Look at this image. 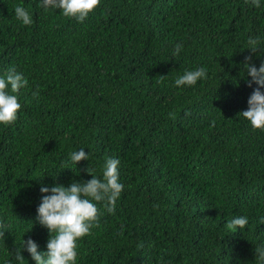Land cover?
Listing matches in <instances>:
<instances>
[{
    "label": "trees",
    "instance_id": "obj_1",
    "mask_svg": "<svg viewBox=\"0 0 264 264\" xmlns=\"http://www.w3.org/2000/svg\"><path fill=\"white\" fill-rule=\"evenodd\" d=\"M260 3L101 0L80 22L41 0H0V77L28 80L17 120L0 124V264H19L23 239L47 252L42 186L91 180L89 168L102 178L109 158L124 189L114 212L97 205L77 264H261L264 130L238 115L259 87L245 58L264 64ZM20 4L30 25L15 17ZM201 67L206 78L175 85ZM80 149L88 160L75 164ZM236 216L243 230L226 227Z\"/></svg>",
    "mask_w": 264,
    "mask_h": 264
},
{
    "label": "clouds",
    "instance_id": "obj_2",
    "mask_svg": "<svg viewBox=\"0 0 264 264\" xmlns=\"http://www.w3.org/2000/svg\"><path fill=\"white\" fill-rule=\"evenodd\" d=\"M101 3V0H41V7L62 10L65 17L75 18L83 22L88 15ZM252 6L261 7L260 0H250ZM15 17L23 25H30L31 14L22 5L14 8ZM259 40L249 38L248 49L257 52ZM183 45L175 46L174 55H179ZM244 68L250 77L249 87L253 83L259 87L255 88L248 99V109L238 115L248 120L254 129L264 130V64L259 68L252 63V57L245 58ZM207 77L206 68L185 71L175 80V85L194 86L199 80ZM28 80L15 69H10L6 77H0V124L9 126L18 118L21 104L14 93L27 86ZM10 86V91H9ZM38 95V92L35 93ZM175 118L174 116L172 117ZM89 153L84 149L70 153V159L77 164L82 160H88ZM120 161L115 158L107 159L103 166L102 178L95 176L89 168L88 172L93 176L87 181H73L69 186L54 185L52 187L42 186V201L38 207L39 223L50 232L47 243V252L38 251V244L31 238L23 239L22 246L17 248L15 259L19 264H24L25 257L22 254L26 249L36 264H77L78 241L89 235L91 229L98 224L100 214L97 205L103 203L108 212H114L116 203L124 189L119 180ZM50 193V194H48ZM249 223L246 216H236L231 219L226 227L229 230H243ZM24 237V236H23ZM256 259L264 264V246L255 248Z\"/></svg>",
    "mask_w": 264,
    "mask_h": 264
}]
</instances>
